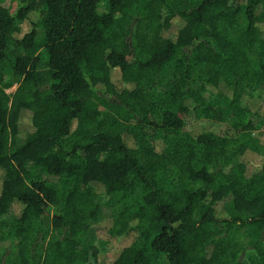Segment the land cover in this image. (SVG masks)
<instances>
[{
	"label": "trees",
	"instance_id": "obj_1",
	"mask_svg": "<svg viewBox=\"0 0 264 264\" xmlns=\"http://www.w3.org/2000/svg\"><path fill=\"white\" fill-rule=\"evenodd\" d=\"M257 91L264 0L0 4V264H87L102 197L112 264H264Z\"/></svg>",
	"mask_w": 264,
	"mask_h": 264
},
{
	"label": "rangeland",
	"instance_id": "obj_2",
	"mask_svg": "<svg viewBox=\"0 0 264 264\" xmlns=\"http://www.w3.org/2000/svg\"><path fill=\"white\" fill-rule=\"evenodd\" d=\"M238 2H244L245 0H237ZM0 4L7 5L9 4V0H0ZM178 22V21H177ZM178 27V23H175L172 27V30L168 32V35H172L176 32V29ZM17 86V83H14V86L9 89L8 91L11 92L14 90V88ZM117 86L119 89H122L125 84L123 82L118 81ZM255 96H258L257 99H254L253 106H256L260 109L261 112H264V93L262 92H253ZM30 122H29V115L26 114L23 119L22 123V129H21V136L25 137L29 128ZM195 127H198V124L195 125ZM219 136H223L227 132H231V129L228 125L223 124L220 126H216L214 129ZM259 132H255L257 135ZM245 160L248 162L249 171H251L252 164H249L250 162L257 161V158L252 154H247L245 157ZM43 179L47 180L49 183H58V178L56 176H50L43 174ZM102 202V208L100 211V217L99 219L92 224L90 229L87 231L85 235L86 243L90 246V252H89V259L87 264H112L113 261L119 256V254L122 251V247L127 242H119L117 238L114 236H111L108 233V220L112 217L116 216L121 208L123 207L122 204H107L105 203L102 198H98ZM223 204L219 203L216 205V213L218 215L223 214ZM20 205L15 204L13 207L14 212L20 211ZM137 234L135 232L130 234L129 241H132L136 239ZM92 246V247H91ZM15 251H12L8 258H10V261L15 257Z\"/></svg>",
	"mask_w": 264,
	"mask_h": 264
}]
</instances>
